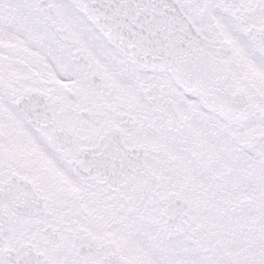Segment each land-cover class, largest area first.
Masks as SVG:
<instances>
[{
	"label": "snow or ice",
	"instance_id": "6c2138e0",
	"mask_svg": "<svg viewBox=\"0 0 264 264\" xmlns=\"http://www.w3.org/2000/svg\"><path fill=\"white\" fill-rule=\"evenodd\" d=\"M0 264H264V0H0Z\"/></svg>",
	"mask_w": 264,
	"mask_h": 264
}]
</instances>
